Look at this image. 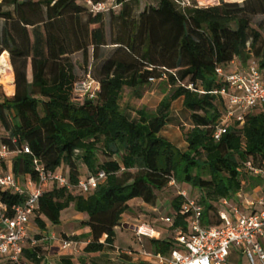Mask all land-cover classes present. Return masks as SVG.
I'll list each match as a JSON object with an SVG mask.
<instances>
[{
  "label": "trees",
  "instance_id": "trees-1",
  "mask_svg": "<svg viewBox=\"0 0 264 264\" xmlns=\"http://www.w3.org/2000/svg\"><path fill=\"white\" fill-rule=\"evenodd\" d=\"M139 1L125 0L111 12L109 38L107 13L93 12L82 0H0V58L9 52L16 72L14 95L0 94V127L7 133L0 144L17 152L0 161V169L37 179L38 159L47 171L64 173L72 185L106 174L88 194L57 183L43 185L31 218L37 243L27 240L22 264H51L49 248L40 243H47L49 224L60 225L70 207L88 215L83 225L89 239L86 258L63 256L61 264H106L92 255L115 244L117 228L126 225L124 215L133 212L130 203L156 206L172 180L176 187H189V197L203 207L206 227L221 223L224 200L238 201L241 191L264 182L247 169L248 162L264 167V104L248 112L243 124L229 123L219 140L214 136L226 108L220 91L227 86L217 68L229 73L233 61L246 66L254 60L264 72V0H222L186 10L174 0H157L136 13L133 3ZM109 44L114 48L98 76L88 72L78 80L72 56L82 53L89 67ZM88 76L100 83L94 99L75 93L76 84ZM151 78L166 79L171 92L153 112L142 108L131 118L120 104L124 88L150 85ZM180 98L190 113V127L183 128L185 150L162 134ZM25 146L31 153L23 152ZM23 201L24 196L0 187L2 211L12 215V207ZM185 201L181 194L174 197L172 222L161 219L165 234L149 238L146 248L162 255L180 248L176 234L189 230ZM64 238L78 241L75 235Z\"/></svg>",
  "mask_w": 264,
  "mask_h": 264
},
{
  "label": "built area",
  "instance_id": "built-area-1",
  "mask_svg": "<svg viewBox=\"0 0 264 264\" xmlns=\"http://www.w3.org/2000/svg\"><path fill=\"white\" fill-rule=\"evenodd\" d=\"M85 5L96 13H111L121 9L125 0H82ZM143 0H141L142 2ZM157 1V0H155ZM180 9L207 7L219 4L221 0H174ZM145 5V4H144ZM234 64V61H233ZM225 73L222 67L217 72L227 82L220 93L226 97V108L216 126L214 136L217 140L228 130L229 123H244L248 112L264 104V72L256 61H250L246 66H238ZM152 82L157 79L151 78ZM100 83L91 76L76 84L75 93L79 98L94 99ZM24 153H31L28 146ZM17 152L9 146L0 144V161H9ZM37 179L25 176L16 177L12 172L0 169V187L15 194L24 196V201L12 207L9 215L0 209V264H22L23 247L28 239L37 243L31 235V218L39 209L43 185L57 183L68 189H77L83 194L90 193L106 178L104 172L85 177L77 185H72L68 177L61 171H47L38 159L34 160ZM249 173L264 178V167L247 163ZM177 186L176 181L170 182ZM255 193L243 190L239 194L243 200H224L225 208L220 210L221 223L206 227L202 223L203 207L189 197L187 190H179L178 194L186 198L184 213L189 215V230H179L176 241L180 248L171 251L169 255L156 254L145 247L143 256L150 258L156 264H230V253L238 248L251 264H264V182L254 188ZM249 194V195H248ZM165 223H171V217L162 218ZM140 243L144 239H158L159 233L150 224H140L134 228ZM79 241L63 238L61 247L79 252Z\"/></svg>",
  "mask_w": 264,
  "mask_h": 264
},
{
  "label": "rangeland",
  "instance_id": "rangeland-1",
  "mask_svg": "<svg viewBox=\"0 0 264 264\" xmlns=\"http://www.w3.org/2000/svg\"><path fill=\"white\" fill-rule=\"evenodd\" d=\"M224 1L235 2V0L234 1L233 0H224ZM242 1H240V2H242ZM149 2H155V0H143L142 2L140 0L138 4L133 3V5L135 6L134 8H135L136 13H139L140 11H142L144 9V6H145L144 4H148ZM220 2H222V0ZM112 14L111 13L105 14L106 31H107L109 38L111 37V33L114 29L113 28V21H112L113 20ZM261 18L262 17H257L256 20H261ZM1 26H2V22H1ZM115 30L117 31V28H115ZM111 50H112V46L110 44L107 45L106 47L102 48L99 59H96L95 61H93L91 58L90 59V65L91 66H89V67L86 66V64H84V61H83L84 58H83L82 53H77V54L73 55L72 58H73V61L75 62V65H76V74H77L78 80L83 79L84 76L88 72H91L93 76L97 77L101 63L105 60L106 57L109 56ZM9 59H10V63H11V71H9V72H1L0 71V94L6 95L8 97H12L16 91V85H15V73L16 72H15V67L12 64V59H11L10 53H9ZM143 91H146V88H143ZM170 92H171V87L167 83V80L166 79H164V80L160 79L157 81V83H155V86H153V89L150 90L148 93L143 92L144 93L143 94L142 91H140L139 93H133V92L129 91L126 94V92H125V94L123 95V97L120 101L121 108L127 112H128L129 108H130V110H133L135 108L136 112H138V110H140L142 108H145L149 112H153L156 109V107L159 105L161 100L166 95H168ZM140 93L142 95H140ZM173 107H174V110H176V111H174L171 114V116L169 118L170 121L165 126L162 134L164 136H166L168 139L174 140L177 145H180V147H182V146H184V137L181 136L180 133L183 132V128H188V126L183 125V124H189L190 113L188 110L183 108L181 101H175ZM131 115H133V113H131ZM169 123H172L171 126H169ZM170 127L172 129H170ZM177 127H179V128L177 129ZM6 135H7L6 131L0 127V139ZM11 165L12 164L10 163V167H11ZM81 172L84 176L87 175L86 167L81 166ZM20 178L23 179V177H20ZM179 190L189 191L190 189L186 184H181V185H179V187L170 185L166 189L162 190L158 196L159 198H158V204H157V206H158L157 211H153L151 208L144 206L140 200H135V201L131 202L130 206L133 209V212L130 214H131L132 218L130 217V219H128V221L131 224L127 222V227H125L124 229L119 228L117 230L116 246H120V247L122 246L121 247L122 249L132 246V248L138 249L141 252H143L145 247H142L141 245L144 246L146 243H148V241L145 239L146 241H144L143 243H140L137 238L133 237L132 224L137 223L136 220H134V219L136 217H139V216L144 217L148 220L147 222L149 224L155 226L156 229H158L160 232H162V230L165 229L167 226L161 222V218L166 216L167 214H169L172 211L171 202L174 199V197H176L178 195ZM248 193H252V191H248ZM253 193H255L254 188H253ZM240 199L244 201V197L242 195H240ZM72 210H74V208L70 207L63 212V214H62L63 220H65L67 218V216L70 214V212ZM126 217H128V215H124L125 220H126ZM31 223L32 224L34 223L33 219L31 220ZM49 226H50V229H49L50 232H53V231H56L59 229L58 225L53 226V225L49 224ZM66 227L69 228V225L66 224V222H64L62 224V228H66ZM87 230H88V228H87ZM50 234L51 233H49V235ZM84 235H85V233L83 235H81L79 233L75 235V236H78V241L80 242L79 243V252L76 253V255H74L75 256L74 258L76 260H79V258L81 256H86L83 252V249H84L85 244L89 238L85 237ZM54 236H55V240L52 237H50L49 240L45 241L47 243L43 242L40 244L44 248L50 247L49 252H51V253H58L59 251H62V250L65 251L61 247V240L64 238V235H62L58 231L54 234ZM121 254H122V256H119V257H123V253H121ZM61 256H68V254L66 253V254L61 255ZM105 256L106 257H113L110 253L105 254ZM92 257H95V256L92 255ZM123 258L128 259V257H123ZM103 261L106 264H116L117 263L116 262L117 260H112V259H106ZM59 263L61 264V262H59ZM91 264H93V263H91ZM134 264H138V263H134ZM233 264H251V262L246 256H240L239 255L233 261Z\"/></svg>",
  "mask_w": 264,
  "mask_h": 264
},
{
  "label": "crops",
  "instance_id": "crops-1",
  "mask_svg": "<svg viewBox=\"0 0 264 264\" xmlns=\"http://www.w3.org/2000/svg\"><path fill=\"white\" fill-rule=\"evenodd\" d=\"M112 46V45H111ZM114 48V46H112V49ZM238 66H241V67H243V65L241 64V62L239 61V60H235L234 61V64L231 66V69H233V68H236V67H238ZM157 81L158 80H156V81H154V82H151L150 83V85H147V86H144V87H140V88H129V87H126V88H124V91H123V94H122V97H123V95L125 94V92H126V94L129 92V91H131V92H133V93H139L140 91H142V93L144 92V93H148L150 90H152L153 89V86H155V83H157ZM143 88H146V91H143ZM143 93V94H144ZM140 95H142L141 93H140ZM175 101H181V104H182V106H183V98H180V99H177V100H175ZM174 101V102H175ZM174 102H173V104H172V113L174 112V111H176V110H174ZM121 104V103H120ZM183 108H184V106H183ZM124 111V110H123ZM125 113H127L131 118H136L137 116H138V114H137V112H136V109L134 108L133 110H130V108L128 109V112L127 111H124ZM131 113H133V115H131ZM171 124L172 123H169V126H171ZM183 125H186V126H188V127H190V122H189V124H183ZM179 127H177V129H178ZM170 129H172L171 127H170ZM162 133H163V131H162ZM180 135L181 136H183V132H181L180 133ZM164 136V135H163ZM164 137H166V136H164ZM167 138V137H166ZM168 139V138H167ZM168 140H170L171 142H173L175 145H177L176 143H175V141L174 140H172V139H168ZM179 148H181V149H183V150H185V149H187V143L185 142V140H184V146H182V147H180V145H177ZM135 201V200H134ZM133 202V201H132ZM143 203V205L144 206H147V207H149V208H151L153 211H157V209H158V206L156 205V206H152V205H149V204H147V203H145V202H142ZM166 216H168V214L166 215ZM166 216H164V217H166ZM130 217L132 218V216L131 215H129L127 218H126V220H125V223H126V225H127V222L128 223H130L129 221H128V219H130ZM164 217H162V218H164ZM161 218V219H162ZM88 220V215L86 214V213H78V212H76L75 210H72L71 212H70V214L67 216V218L65 219V220H63V216H62V222H61V224L60 225H58L59 227V229L58 230H56V231H53V232H50L49 231V229H50V226H48V228H47V230L44 232V235L45 236H48L49 238L50 237H52L54 240H55V236H54V234L56 233V232H60L62 235H64V237L65 236H74V235H76V234H81V235H83L84 233L86 234L88 231H89V229L87 230V228L88 227H84V222L85 221H87ZM134 220H136V224H132V232H133V237H135V238H137L136 237V235H135V232H134V228H135V226H138V225H140V224H145V223H147V219L146 218H144V217H136ZM162 221V220H161ZM64 222H66V224H68L69 225V228H62V224L64 223ZM131 224V223H130ZM149 224V223H148ZM125 228V226L123 227V229ZM156 228V227H155ZM119 228H117V230H118ZM31 232H30V235L34 238V236H35V234L38 232V228L35 226V225H33V224H31ZM117 230H116V233H117ZM157 231H158V233H159V238L161 237V236H163L164 234H165V232H166V230L165 229H163L162 230V232H160L158 229H156ZM49 233H51L50 235H49ZM146 240L148 241V239L146 238ZM145 239H144V241H146ZM144 241H142V243L144 242ZM146 243V242H145ZM144 243V244H145ZM147 244V243H146ZM145 244V245H146ZM144 245V246H145ZM122 247V246H121ZM120 246H116V240H115V244L112 246V248H106L102 253H99V254H95L94 256L95 257H98V258H102V259H104V260H106V259H112V260H117L116 262V264H134V263H138V264H156L153 260H151L150 258H148V257H145V256H143V254H141V251L140 250H138V249H134L133 251H131L129 248L130 247H128V248H121ZM132 247V246H131ZM141 247V246H140ZM50 248V247H49ZM129 249V250H128ZM141 249V248H140ZM148 249V248H147ZM149 250H151V249H149ZM68 254V256H73V257H75L74 255H76V253H78V252H75L74 250H72V249H69L68 251L67 250H65V251H59L58 253H51V252H49V254H48V261L51 263V264H60L59 262H61V258L63 257V256H61V255H64V254ZM108 253H110L113 257H106L105 256V254H108ZM121 253H123V254H128V256H130V257H128V259H124L123 257H119V256H122V254ZM244 256L242 253H241V251L238 249V248H233L232 250H231V253H230V264H233V261L238 257V256ZM123 256H125V255H123ZM86 258V256H81L80 258Z\"/></svg>",
  "mask_w": 264,
  "mask_h": 264
},
{
  "label": "bare ground",
  "instance_id": "bare-ground-1",
  "mask_svg": "<svg viewBox=\"0 0 264 264\" xmlns=\"http://www.w3.org/2000/svg\"><path fill=\"white\" fill-rule=\"evenodd\" d=\"M0 71L1 72L11 71V63L9 59V53L7 51L4 52L2 57L0 58Z\"/></svg>",
  "mask_w": 264,
  "mask_h": 264
},
{
  "label": "water",
  "instance_id": "water-1",
  "mask_svg": "<svg viewBox=\"0 0 264 264\" xmlns=\"http://www.w3.org/2000/svg\"><path fill=\"white\" fill-rule=\"evenodd\" d=\"M125 227H127V225H125Z\"/></svg>",
  "mask_w": 264,
  "mask_h": 264
}]
</instances>
